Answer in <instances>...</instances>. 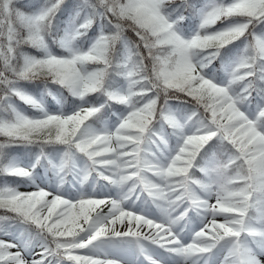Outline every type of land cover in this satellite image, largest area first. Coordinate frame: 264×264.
Segmentation results:
<instances>
[{
	"label": "snow or ice",
	"instance_id": "snow-or-ice-1",
	"mask_svg": "<svg viewBox=\"0 0 264 264\" xmlns=\"http://www.w3.org/2000/svg\"><path fill=\"white\" fill-rule=\"evenodd\" d=\"M0 264H264V0H0Z\"/></svg>",
	"mask_w": 264,
	"mask_h": 264
},
{
	"label": "rangeland",
	"instance_id": "rangeland-1",
	"mask_svg": "<svg viewBox=\"0 0 264 264\" xmlns=\"http://www.w3.org/2000/svg\"><path fill=\"white\" fill-rule=\"evenodd\" d=\"M23 190V189H22Z\"/></svg>",
	"mask_w": 264,
	"mask_h": 264
}]
</instances>
